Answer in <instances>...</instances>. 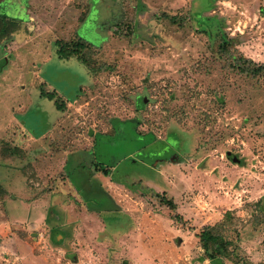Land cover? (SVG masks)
I'll return each instance as SVG.
<instances>
[{
	"label": "rangeland",
	"instance_id": "374dc122",
	"mask_svg": "<svg viewBox=\"0 0 264 264\" xmlns=\"http://www.w3.org/2000/svg\"><path fill=\"white\" fill-rule=\"evenodd\" d=\"M5 31L0 264H213L194 233L217 222L264 264V73L216 37L264 63V0H0Z\"/></svg>",
	"mask_w": 264,
	"mask_h": 264
},
{
	"label": "trees",
	"instance_id": "16d2710c",
	"mask_svg": "<svg viewBox=\"0 0 264 264\" xmlns=\"http://www.w3.org/2000/svg\"><path fill=\"white\" fill-rule=\"evenodd\" d=\"M189 11V10H188ZM121 10L119 12V15H121ZM121 17V16H120ZM120 17L119 22H120ZM118 19L113 23L112 25V31L116 34H120V23L118 22ZM168 19L175 23L180 22L179 17L177 15L175 16H168ZM14 23V26H17V23L14 21H11ZM131 23V20H130ZM180 24V23H179ZM130 25L126 26V32L124 35H131L133 30L129 27ZM11 30L10 27L6 28V31L9 32ZM16 30V29H15ZM14 30V31H15ZM0 33V41L3 39L4 34H8L7 32ZM203 31V30H202ZM211 31V30H210ZM205 32V31H203ZM209 34L208 32H206ZM213 34V33H212ZM215 35V34H214ZM209 36V35H208ZM77 42H73L71 44V50L70 54L67 57H74L81 63H83L86 67H88L91 72H95L96 69H91L88 66V62L83 57L82 53L85 48H95L98 49L86 41H84L81 37L77 36ZM217 52L225 58V62L228 65L233 66L236 70H238L241 74L247 75L251 78H256L258 75L264 73V63H257L252 61L250 58L243 57L242 55H234L232 51H230L229 42L227 41V38L222 32H218L217 35ZM7 39V38H6ZM2 42V41H1ZM66 59V58H65ZM0 183V197H3L7 191L4 189V187ZM158 198V201L161 205L169 209L168 218L171 220L174 224L180 226L181 229H184L189 226V223L187 220H185L177 211L176 204L173 202L172 199L166 197L165 195H159L156 193L155 195ZM263 197H261L256 203H255V211H257V215L255 216V220L259 222H264V214L261 207V200ZM223 222H227L232 220V215L230 212H226L223 215ZM221 223V224H222ZM252 225V230L255 228ZM223 226V225H222ZM194 236L198 239V242L205 252V255L212 261L213 264H221V259H226L233 264H251L246 257H244L241 253H239V246L236 240H232L229 238L225 230L219 227V223L215 224H205L203 225L199 231L194 233ZM53 241V240H52ZM55 241V240H54ZM54 244H57L54 242ZM59 244V243H58Z\"/></svg>",
	"mask_w": 264,
	"mask_h": 264
},
{
	"label": "water",
	"instance_id": "95a60500",
	"mask_svg": "<svg viewBox=\"0 0 264 264\" xmlns=\"http://www.w3.org/2000/svg\"><path fill=\"white\" fill-rule=\"evenodd\" d=\"M227 155H229V153H228ZM238 160H239V159H238L236 156H233V157H232V161H234V162H238Z\"/></svg>",
	"mask_w": 264,
	"mask_h": 264
},
{
	"label": "crops",
	"instance_id": "0c3cea01",
	"mask_svg": "<svg viewBox=\"0 0 264 264\" xmlns=\"http://www.w3.org/2000/svg\"><path fill=\"white\" fill-rule=\"evenodd\" d=\"M127 216V215H126ZM128 217V216H127ZM124 218V217H123ZM129 219V218H128ZM124 228L126 229L125 225H124Z\"/></svg>",
	"mask_w": 264,
	"mask_h": 264
}]
</instances>
